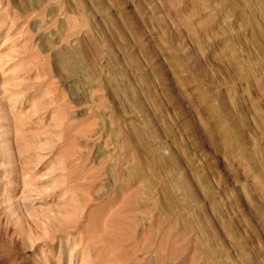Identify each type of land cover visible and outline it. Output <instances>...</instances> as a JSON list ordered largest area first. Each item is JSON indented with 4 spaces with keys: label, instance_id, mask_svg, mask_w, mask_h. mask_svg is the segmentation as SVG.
<instances>
[{
    "label": "rangeland",
    "instance_id": "obj_1",
    "mask_svg": "<svg viewBox=\"0 0 264 264\" xmlns=\"http://www.w3.org/2000/svg\"><path fill=\"white\" fill-rule=\"evenodd\" d=\"M0 264H264V0H0Z\"/></svg>",
    "mask_w": 264,
    "mask_h": 264
}]
</instances>
